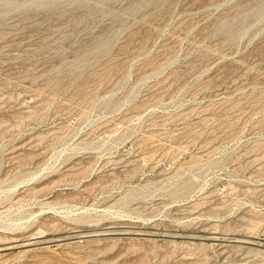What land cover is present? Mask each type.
<instances>
[{
    "label": "rangeland",
    "instance_id": "374dc122",
    "mask_svg": "<svg viewBox=\"0 0 264 264\" xmlns=\"http://www.w3.org/2000/svg\"><path fill=\"white\" fill-rule=\"evenodd\" d=\"M0 264H264V0H0Z\"/></svg>",
    "mask_w": 264,
    "mask_h": 264
},
{
    "label": "bare ground",
    "instance_id": "6f19581e",
    "mask_svg": "<svg viewBox=\"0 0 264 264\" xmlns=\"http://www.w3.org/2000/svg\"><path fill=\"white\" fill-rule=\"evenodd\" d=\"M12 198V197H11ZM106 228H108V227H106ZM131 229V228H130ZM101 231V230H100ZM103 231H105L103 234H116V232L115 233H113V232H110L111 231V229L110 230H108V229H105V230H103ZM106 231H109V232H106ZM134 231V230H133ZM99 234V233H98ZM122 234V233H121ZM125 234V233H124ZM133 234V233H132ZM97 235V234H96ZM100 235V234H99ZM88 236H89V234L88 235H86V234H83V236L82 237H87L88 238ZM106 236V235H105ZM92 237V236H91ZM52 238V237H51ZM73 238V237H72ZM78 238V237H77ZM2 240V239H1ZM12 240V239H11ZM16 242H18V241H16ZM251 242V241H250ZM12 243V242H11ZM23 243V242H22ZM28 243V242H27ZM26 243V244H27ZM245 243H249V242H246L245 241ZM255 243V242H254ZM33 244V243H32ZM39 244V243H38ZM216 244V243H215ZM253 244V243H252ZM259 245V244H258ZM26 246V245H25ZM33 246V245H32ZM17 247V246H16ZM20 247V246H19ZM23 247V246H22ZM11 248H15V245L14 244H9V242H8V244L6 245V246H4V247H2L1 248V250H8L9 251V249H11ZM18 248V247H17ZM21 248V247H20ZM42 248V247H41ZM2 252V251H1ZM3 253V252H2ZM5 253V252H4ZM7 253V252H6Z\"/></svg>",
    "mask_w": 264,
    "mask_h": 264
}]
</instances>
